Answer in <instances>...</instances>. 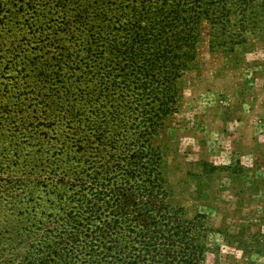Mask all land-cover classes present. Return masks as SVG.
<instances>
[{"label":"rangeland","instance_id":"rangeland-1","mask_svg":"<svg viewBox=\"0 0 264 264\" xmlns=\"http://www.w3.org/2000/svg\"><path fill=\"white\" fill-rule=\"evenodd\" d=\"M219 3L225 14L209 5L215 17L187 31L173 65L138 77L143 91L131 90L134 67L113 70L102 110L123 101L125 125L88 143L76 126L28 123V84L63 53L72 5L0 0V264H86L91 243L103 264H136V241L155 242L153 264H264V0ZM30 126L68 138L28 139L41 134ZM71 144L85 154L70 158Z\"/></svg>","mask_w":264,"mask_h":264},{"label":"trees","instance_id":"trees-1","mask_svg":"<svg viewBox=\"0 0 264 264\" xmlns=\"http://www.w3.org/2000/svg\"><path fill=\"white\" fill-rule=\"evenodd\" d=\"M66 1L72 5L75 16L73 28L68 31L72 34L63 45V53L59 54L56 62L41 65L35 79L28 84L30 91L35 93V96L30 97L29 105L36 115L28 123L46 124L47 119H52L54 126H76L75 130H69L72 136L82 135L88 143L93 142L90 138L94 136L101 140L107 126L125 125L124 117L118 112L127 106L123 101L108 113L102 110L107 103L103 100L110 99L106 80L114 75L113 70L119 64L134 67L129 73L132 82H135L131 90L135 89L136 93L143 91L144 86L136 87L139 76L151 83L156 68L167 60L173 65L172 60L176 57L174 52L189 44L185 38L188 30H198L203 19L215 17V11H220L222 17L226 9L225 4L219 3L225 0H119L108 8H105V0H95L92 4L90 0ZM124 1L127 4L121 6L120 2ZM213 3L216 4L215 11L209 7ZM109 12V16H106ZM90 15H94L98 23L91 22L93 17ZM101 16L106 18L101 20ZM214 19L216 21L212 24L219 23V17ZM83 40L85 45L78 44H82ZM79 58L83 60L82 63ZM80 65L84 68L72 79L73 73H76L74 70ZM48 83L53 85L54 92L43 90ZM124 86V92H127L129 85ZM26 98L20 96L15 100L23 103ZM132 107L136 108V104ZM79 126L86 127L77 131ZM30 127L29 134H33L32 130L41 134L28 135V139L42 137L47 140L48 135L53 134L52 139L56 143H64L68 138L67 134L55 127L46 130L40 126ZM82 145L87 148V143ZM71 147L70 158H79L85 154L80 145L71 144ZM142 157L133 165H142L143 162L149 164L150 156L145 153ZM141 168L148 171V167ZM101 215V212H97L93 217L99 219ZM154 243L136 241V264L154 263V254L148 252ZM88 251L86 264H103L108 256L100 244L91 243ZM111 251L119 250L112 248Z\"/></svg>","mask_w":264,"mask_h":264}]
</instances>
